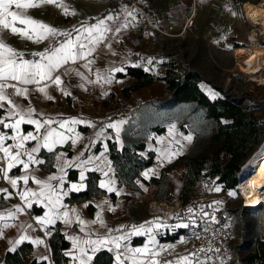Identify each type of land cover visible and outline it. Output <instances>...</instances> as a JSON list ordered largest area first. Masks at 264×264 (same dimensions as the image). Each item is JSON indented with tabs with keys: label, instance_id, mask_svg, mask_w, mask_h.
Masks as SVG:
<instances>
[{
	"label": "snow or ice",
	"instance_id": "1",
	"mask_svg": "<svg viewBox=\"0 0 264 264\" xmlns=\"http://www.w3.org/2000/svg\"><path fill=\"white\" fill-rule=\"evenodd\" d=\"M42 5H54L61 8L64 15H75V12L69 11L63 0H0V127L11 132L9 134L7 131H0V180L7 181L11 188L16 190L15 195L22 202L20 205L0 212V239L5 238L6 229L15 228L20 235L15 240L9 241L12 245L9 251H16L17 246L25 241H30L37 246L42 245L46 251H49L45 239L33 238L28 234L29 230H36L32 223H9V221L18 220L20 214L26 213L27 209L33 207V204H37L47 209L42 216L34 217L36 225L44 232L45 237L51 236L50 226H54L57 221H62L66 226L75 223L79 227V231L84 233L83 237L79 235L67 236L72 242V251L64 254L71 256L74 264H92L96 253L105 248L114 253V264H127L129 261L131 264H160L157 257H159L160 252L167 251V247L161 246L160 251H155L148 244L142 248H130L126 242L130 235L147 233L150 243L155 245L154 229L159 230V228L167 227V225L158 221H147L139 227L133 225L132 232H124L125 226L117 229L109 228L100 212L96 214L95 219L86 221L80 217L77 209L69 210L63 204V197L68 192L80 191L85 187L84 181L87 179L85 175L87 171H101L105 177H109L111 162L105 156L107 145L105 144L104 152L98 156L88 155L86 158H82L85 156L83 151L72 159L67 158L66 152H56L57 145H63L69 141L71 146L77 145L80 137L78 134L71 135L74 133V128L71 125L82 121L74 117L56 119L46 116L32 106L31 100L33 93H38L49 101L53 100L54 97L50 94L52 88L64 96H71L72 93L68 90L69 85L66 84L65 78L72 76L77 77L80 81L75 87L84 90H87V84L100 86L110 84L112 73L123 72L124 68L112 66L105 70L95 69L93 67L95 64L93 54L99 45L105 44L112 55H117L112 49V43H106L109 40L108 34L112 33L111 39H116L123 30L129 27L131 21L128 18L135 20V10L128 11L125 9L127 11L125 20L118 26H114V22L119 20V14H109L96 20L93 24L81 23L79 27L74 26L69 31H61L29 15L30 9L39 8ZM233 14L235 15V13ZM8 35L35 44H42L45 41L48 43L43 51L30 53L33 58L28 59L23 51L7 42ZM61 37L62 39H60ZM148 63L151 64L152 60L149 59ZM22 101L27 103H22ZM123 123L124 121H118L105 126L115 130L117 141H119L120 125ZM25 124L33 125L34 131L25 133L21 127ZM53 124H56L57 127H52ZM174 129L175 125H172L169 129L170 134ZM102 134L103 128L96 133L97 137ZM183 139L191 142L192 136L188 135ZM87 147L85 146L86 150ZM42 149L54 154L58 174L41 177V168L48 163L41 156ZM176 154L171 153V155ZM170 158L171 156H169ZM89 165L94 167L90 169ZM72 167L80 169V182L78 184L72 183L65 189L64 186L68 183L66 169ZM105 167L108 168V171L104 170ZM13 169H18L22 174L10 176L9 173ZM143 175L147 178L149 173L144 172ZM30 181L36 186L35 188L30 186ZM113 185L114 180L111 178L100 182V187L106 188L109 192L116 191ZM211 190L220 192L221 188L217 186ZM0 193L6 194L5 198L12 195L8 188H0ZM228 195L235 197L238 195V191H231ZM107 203L108 201L105 200L97 206L102 208L103 204ZM213 203L220 204L222 202L214 201ZM87 206L85 205V207ZM113 210L111 207L108 208V211ZM187 212L191 214L193 209L189 208ZM201 213L202 218L209 217L207 212H203V208ZM73 216L75 217L74 220L72 219ZM209 219L215 221L214 216L209 217ZM97 224L99 228L104 229L103 233L92 229V225ZM196 224L195 218L189 216V223L176 224L172 227L188 228ZM146 225L148 226L146 227ZM113 232H121L122 234L112 235ZM193 235L199 238L197 233H193ZM93 236H95L94 239ZM121 242L125 243L122 245ZM203 251V248L199 250V252ZM199 252H192L180 257L177 264H208L211 257L200 259ZM40 259L48 261L50 258L42 255ZM165 264H172V262L166 261Z\"/></svg>",
	"mask_w": 264,
	"mask_h": 264
},
{
	"label": "crops",
	"instance_id": "2",
	"mask_svg": "<svg viewBox=\"0 0 264 264\" xmlns=\"http://www.w3.org/2000/svg\"><path fill=\"white\" fill-rule=\"evenodd\" d=\"M120 1L121 0H63V3L68 6L69 11L75 12V15H64L63 10L54 5H42L39 8L30 9L29 15L36 20L54 26L61 31H69L74 26L79 27L81 23L90 25L95 23L96 20L106 17L109 14H119V20L114 22V26H118L125 20V18H120L124 9V6L120 3ZM111 2L112 5H109ZM241 2L244 5V3H246L247 1L242 0ZM181 4L182 1L179 0H158L154 5L149 7L153 23L165 29L167 27H170L171 29L167 28L168 31H180L183 28V23L185 22L181 19V16L183 14L182 7H180ZM242 4L239 6L240 9L242 8ZM128 20L131 21L129 27L123 30L116 39H111L113 35L112 33L108 34L109 40L106 41V43H112V49L117 53V55H112L105 44L99 45L96 49V52L93 54L95 57V64L93 65V67L95 69L105 70L112 66L124 68L123 72L112 73V82L110 84H103L102 86L87 84V90H84L83 88L75 87V85L80 81L77 77L72 76L65 78L66 84L69 85L68 90L72 93L71 96H64L55 88L50 89V94L54 97V99L51 101L44 99L38 93H33L31 96L32 106L35 107L38 112L44 113L46 116H50L56 119H67L74 117L82 121L81 123L71 125V127L74 128V133H72L71 135L78 134L80 137V140L76 146H71L70 141L63 145L56 146L55 151L66 152L68 159L76 157L78 153L82 151L85 153V156L82 158H86L88 155L98 156L101 152H104V146L106 144L107 151L105 152V156L107 157V160L111 162L108 155V142L113 141L117 149H121L123 147L124 141L122 137V131L125 123V118L122 117L113 120H107L106 118L110 114L116 113L119 109H122L124 113H128L131 109H133L137 102L149 100L153 97L162 98L165 95L164 83L156 81L147 87H143L134 91L131 96L118 107L115 106V100L109 97V95L112 93L117 97V99H123V87H125L126 84L132 83L133 80L130 76L116 77V74H125L126 67L135 66L142 62L143 55L148 53L151 47V45L148 44L152 43L154 37L156 36L148 27H146L139 15H135V20H132L130 17L128 18ZM60 39H62V37ZM7 42L18 50L23 51L26 58L28 59L33 58L30 53L43 51L45 45L48 43L47 41H45L42 44H35L31 41L21 40L12 35H8ZM148 72L150 71L148 70ZM92 78L94 79L95 77L93 76ZM105 92L107 93L106 95L104 94ZM105 98H108L109 108L107 109H103V100ZM22 103L26 104L27 102L22 101ZM118 121H124V123L120 125L121 130L119 141H117L116 139L115 130L105 127L109 123H115ZM172 125H175V129L170 134L169 129ZM21 127L25 133L28 131H34L33 125L25 124ZM52 127H57V125L53 124ZM102 128L103 134L100 137H97L96 133L99 132ZM0 131H7L9 132V134H11L10 130L3 129L2 127H0ZM188 135L191 134H182L178 131L177 123L175 121L169 122L165 126V131L163 133H151L149 135V139H147L145 143V151H143L142 153L147 154V152H153L154 164L143 169L140 177L135 180L136 184L140 188V191L127 187L124 184H120L116 175V170L111 162V171L109 172V177H105L101 171L89 170L85 173L86 177H88L89 173L98 174L99 178L97 181V186L104 191L103 194L93 195L89 199L83 201L68 202L67 198L71 193L77 194V192L83 191L86 188L85 180V187L80 191L68 192V194L63 197V204L66 205L69 210L72 208L77 209L80 217L86 221L95 219L96 214L100 212L106 225L109 228L117 229L121 226H125L123 229L124 232H132L133 225L139 227V225L145 224V222L147 221H155L154 219L151 220L149 217L143 222L136 224L130 217L129 211L132 209L134 204L142 203L147 207L148 212L151 214L153 211H155L154 209L157 206H162V204L166 200L167 202H169L171 197L179 196L183 184L185 168L184 164L176 166L172 171H169L167 172V174L165 173L166 175H163V177H166L168 180V192L162 198L156 197L157 185L152 183L146 184L143 181H149L150 178L153 177L158 178L161 175L162 170L165 169V167L170 162H172L178 156L187 153L191 149L192 141L188 142L183 139V137ZM177 141H179V143H177ZM8 143H11V141H8ZM31 143L34 144L35 142ZM85 146H88L87 150L85 149ZM42 152L48 153L43 149ZM42 152L41 156L42 158H44ZM171 153L177 154L171 155ZM169 156H171L170 159ZM55 163V158L53 157L52 170H48L42 167L40 172L41 177H46L50 174H58ZM97 163H99V161H97ZM88 167L91 169L94 166L89 165ZM104 170L108 171V168L105 167ZM70 171L75 172L76 176L74 179L70 178ZM79 171L80 169H77L75 167L66 169V180L68 181V183L65 184V189H67L72 183L78 184L80 182ZM144 172L149 173L147 178L143 175ZM21 174L22 173L18 169H13L9 173L10 176H19ZM109 178L114 180L113 187L116 189V191L109 192L106 188L100 187L101 180L107 181ZM53 183L55 184L56 182L54 181ZM164 183L166 184V181H164ZM30 186L33 188L36 187L34 184H31V181ZM0 188H8L12 193V195L8 196L7 198H5L6 194L0 193V212L4 211L5 209H11L14 206L20 205L22 203L19 197L15 195L16 190L12 189L7 181L0 180ZM117 192H119V195H117ZM112 195H114L115 197L113 198ZM105 200L108 201V203L103 204L102 208L97 206L102 204V202ZM85 205L88 206L85 207ZM109 207L114 210L108 211ZM32 208H40L41 211L36 213L31 212L30 209H27L26 213L20 214L18 220L9 221V223H32L36 230H29L28 234L33 238L40 237L45 239L47 244V237L44 236V232L39 228V226L36 225L34 220V217L42 216L44 212L47 211V209L42 205L37 204H33ZM72 219L74 220L75 217L73 216ZM164 225L169 226L168 223H164ZM147 226L148 225H146V227ZM50 227L58 228L59 232L62 233L66 239H68L67 236L70 235H79L81 237L84 236V233H81L79 231V227L75 223H73L71 226H66L62 221H57L54 226ZM92 229L97 230L99 233L104 232V229L99 228L98 224L92 225ZM171 230H176V228L171 227L168 229L161 227L159 228V230L154 229L153 235L155 236L156 240L155 245H152L150 243L149 235L147 233L142 235H130L126 243L130 248H142L145 244H148L149 247L153 248L155 251H160L161 246L167 248L168 246H171L179 252V255L177 257L168 260H161L160 255L163 252L162 251L160 252V255L159 257H157V259L160 261V264H165L166 261H171L172 264H177V261L180 257L190 254L189 248L193 243L190 242L189 239L191 238L189 237L186 230L185 233L180 235L175 241L163 242L161 240V236L172 232ZM5 232V238L0 239V264H4L2 258L6 252H13L9 251V249L12 247L9 241L15 240L20 235V233L15 228L6 229ZM121 234V232L112 233V235ZM94 238L95 236H93V239ZM67 241L69 242V247L65 252H70L72 251V242L69 239ZM23 243H28L31 245V251L29 255L24 259V264H30V262L33 260L36 262H45L46 264H54L51 260L50 250L46 251L44 246L34 245L30 241H25ZM121 243L123 245V243L125 242ZM20 245H18L17 248ZM101 251L110 253L112 256L111 264H114V253L108 251L107 248L102 249ZM42 255H46L50 259L48 261L41 260L40 257ZM66 257L68 259V264H74L71 256ZM127 264H131V262L129 261L127 262Z\"/></svg>",
	"mask_w": 264,
	"mask_h": 264
},
{
	"label": "trees",
	"instance_id": "3",
	"mask_svg": "<svg viewBox=\"0 0 264 264\" xmlns=\"http://www.w3.org/2000/svg\"><path fill=\"white\" fill-rule=\"evenodd\" d=\"M133 0H121L125 7ZM112 5V2L109 4ZM147 12L151 16L150 9ZM172 56V54H162ZM165 66L163 74L154 75L144 69V59L138 65L126 67V73H117L116 77H132V83L126 84L122 89L123 99L119 100L114 94L109 97L115 100V106H120L131 94L143 87L159 81L165 85V95L162 98H152L137 102L128 113L119 109L110 114L106 119L113 120L125 118L122 131L124 145L117 149L113 141L108 142V155L116 170L120 184H124L134 190L140 191L136 179L140 177L143 169L154 164V153L145 151L146 140L152 133L161 134L165 126L172 121L177 123L181 132H191L193 142L191 149L170 162L162 170L158 178H150L143 181L146 184L157 185V198H162L166 193L163 187L162 176L165 172L172 171L176 166L184 164L183 184L180 198L186 202L187 192L201 179L216 178L222 190H237L239 172L242 165L248 159V151L257 141L264 136V117L248 113V106L260 108L262 101L255 100L251 94H243V97H235L222 88L215 86L212 81L207 80L198 71L191 68L187 62L181 61L182 68L171 62ZM208 84L217 91V97L210 99L202 90V85ZM103 109L108 107V98L103 100ZM48 161L45 169L52 170L54 154L42 152ZM71 179L75 178V172L70 171ZM98 174L89 173L86 179V188L83 191L71 193L68 202L83 201L93 195L103 194L104 191L97 186ZM114 198L115 196L112 195ZM238 199V197H237ZM227 201L215 212V224H223L236 214L252 210L240 203L235 208H228ZM248 203V204H247ZM244 205L254 207L250 202ZM251 204V205H249ZM31 212H40V208H32ZM52 234L47 236V244L50 249L51 260L54 264H68L65 251L69 247L68 239L59 232L58 228L51 227ZM261 238L254 240V247L245 245V229L242 226L241 239L237 244L229 245L227 248L232 252L236 264H264V225L261 229ZM185 229L179 228L161 236V240L175 241ZM244 248L245 254L240 255L237 249ZM31 245L22 243L16 251L6 252L2 258L4 264H24V259L29 255ZM112 256L106 251L98 252L92 264H111ZM30 264H46L45 262L31 261Z\"/></svg>",
	"mask_w": 264,
	"mask_h": 264
},
{
	"label": "rangeland",
	"instance_id": "4",
	"mask_svg": "<svg viewBox=\"0 0 264 264\" xmlns=\"http://www.w3.org/2000/svg\"><path fill=\"white\" fill-rule=\"evenodd\" d=\"M179 1H182L180 5L183 12L181 19L185 21L183 28L178 32H172L162 27L167 31V35L160 34L149 28L156 36L152 43L148 44L151 45L148 53L143 55L142 61L144 59L145 62L144 69H148L154 75H159L164 73L165 66L171 65V62L175 63L181 69L183 66L181 61H185L207 80L212 81L215 86L222 88L235 97L240 98L241 96L243 97V94H251L255 100L262 101L260 108L255 109L249 105L247 110L248 113L258 118L264 117V81L247 75L240 67L242 59L247 57L255 49L264 53V33H261L259 28L250 24L246 18L242 0ZM245 1H247L246 3L258 4L262 0ZM241 4L242 8L240 9L239 6ZM126 15L127 13L123 11L120 18H125ZM135 15H137L136 12ZM253 31L255 36H252ZM168 53L172 54V56L162 55ZM149 59L152 60L151 64L148 63ZM202 90L210 99H215L218 95L217 91L208 84L202 85ZM181 133L192 135L189 131ZM263 141L264 136L249 149L248 159L262 145ZM165 173L167 174V172ZM165 173L163 175H166ZM162 179V185L168 192V180L163 176ZM164 181H166V184ZM217 186L221 188L220 192L211 190ZM236 191H238V188ZM229 192L231 190H222L221 185L216 182V178H204L199 180L187 192L186 202H183L180 196L171 197L170 201L167 202L166 200L162 206L156 205L155 211L151 214L145 205L136 203L129 213L136 224L150 217L151 220L154 219L163 224L168 223L169 226L164 227L168 229L176 224L189 223V216H193L197 224L183 228L188 232L191 238L189 240L193 243L196 237L193 233H197L200 227L206 225L207 222H211L209 217L214 216L216 221L215 212L227 201L232 200L228 203V208H235L238 203L246 208H251L248 205H244L245 202L250 201L241 196L239 192L235 197L229 196ZM214 201H221L222 203L214 204ZM260 203L262 204L260 205ZM251 204H256L254 207H258L244 212H237L227 222H224L233 225L236 230L234 232V238L228 243L229 245H238L241 239L243 225L246 246L254 247V240L261 238V229L264 225V203L258 200ZM189 208L193 209L191 214L187 212ZM202 208L203 212L209 214V217L202 218ZM174 228L179 229L180 227ZM237 253L244 255L245 249L239 248L237 249ZM217 259L214 262H208V264H236L229 248H226Z\"/></svg>",
	"mask_w": 264,
	"mask_h": 264
},
{
	"label": "bare ground",
	"instance_id": "5",
	"mask_svg": "<svg viewBox=\"0 0 264 264\" xmlns=\"http://www.w3.org/2000/svg\"><path fill=\"white\" fill-rule=\"evenodd\" d=\"M243 9L250 24L259 28L261 33H264V0L258 4L245 3ZM252 36H255L254 31ZM240 67L247 75L264 81V53L258 49L242 59ZM240 171L239 194L251 203L258 200L264 203V141L242 165Z\"/></svg>",
	"mask_w": 264,
	"mask_h": 264
},
{
	"label": "built area",
	"instance_id": "6",
	"mask_svg": "<svg viewBox=\"0 0 264 264\" xmlns=\"http://www.w3.org/2000/svg\"><path fill=\"white\" fill-rule=\"evenodd\" d=\"M157 1L158 0H133L131 3L124 7L123 11L127 13L125 9H127L128 11L135 10L136 14L140 16L142 22L148 28L160 34L167 35V31L165 29L153 23L151 16L147 12V8L149 9V7L154 5ZM168 29L171 28L169 27ZM205 229H207V231H205ZM235 231L236 230L234 229L233 225L229 223L218 225L215 224L214 221L207 222L206 225H203L197 231L199 238H197V236L195 237L193 244L189 248V253L199 252V250L203 248L204 251L199 252V258L205 259L206 257H211L208 262H214L218 260L217 258L226 250L227 243L232 241ZM167 249V251H163L161 253V260L172 259L179 255V252L173 247H168Z\"/></svg>",
	"mask_w": 264,
	"mask_h": 264
},
{
	"label": "water",
	"instance_id": "7",
	"mask_svg": "<svg viewBox=\"0 0 264 264\" xmlns=\"http://www.w3.org/2000/svg\"><path fill=\"white\" fill-rule=\"evenodd\" d=\"M237 185H238V183H237ZM237 188H238V186H237Z\"/></svg>",
	"mask_w": 264,
	"mask_h": 264
}]
</instances>
